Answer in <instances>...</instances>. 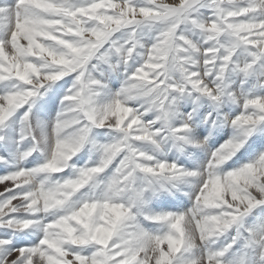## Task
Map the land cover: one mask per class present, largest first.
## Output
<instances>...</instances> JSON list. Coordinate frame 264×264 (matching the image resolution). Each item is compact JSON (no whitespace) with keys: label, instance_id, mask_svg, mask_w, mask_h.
I'll list each match as a JSON object with an SVG mask.
<instances>
[{"label":"snow or ice","instance_id":"snow-or-ice-1","mask_svg":"<svg viewBox=\"0 0 264 264\" xmlns=\"http://www.w3.org/2000/svg\"><path fill=\"white\" fill-rule=\"evenodd\" d=\"M65 77L55 119L34 127L33 103ZM197 123L233 135L196 170L157 157L169 141L204 147ZM255 132L264 0H0V264H264V151L221 171ZM86 145L98 159L70 164ZM193 179L187 209L143 211Z\"/></svg>","mask_w":264,"mask_h":264},{"label":"rangeland","instance_id":"rangeland-1","mask_svg":"<svg viewBox=\"0 0 264 264\" xmlns=\"http://www.w3.org/2000/svg\"><path fill=\"white\" fill-rule=\"evenodd\" d=\"M65 81H67V83H65ZM107 87H109V90L111 92H115L119 87H120V81L118 79L115 80V78H109L107 81ZM71 86V78L70 77H65L63 78L62 80L60 81H57L55 83L52 84V86L46 91L44 92V94L39 97L38 99L35 100V102L33 103L32 105V109H31V113H30V120L33 124V126L35 127L37 124H39L40 126H42L44 129L47 128V126L49 125V123L51 121H53L56 117V113L60 110V107H61V99L63 97V95H65L66 93V90L67 88H69ZM113 88V89H112ZM181 102H184V103H181ZM180 104L178 105V108L181 109L180 107H184V108H187L186 110H190L192 108V105L190 102H186L185 101H181ZM206 103V104H205ZM184 104V105H183ZM189 106H188V105ZM200 104L204 107L200 105L201 107V112L208 109L210 110L209 108V103L206 101V100H201L200 101ZM208 104V107L206 108V105ZM182 105V106H180ZM199 107V108H200ZM227 108H229L228 106H226ZM226 108V109H227ZM225 109V110H226ZM185 110V111H186ZM25 111V109H21L18 111V113L16 114V119H18V117L20 115L23 114V112ZM185 111H181L182 113L185 112ZM201 125V123L198 124V126ZM18 125H14V127H16ZM227 126H225L224 128H226ZM99 129L97 128H94L92 130V135H93V138L94 140L97 142V143H100L102 144V142H108L110 139H111V135L108 134V130L107 129H102V140L100 141L99 140V137L98 136L99 134H97L96 132H98ZM37 131H39V129H37ZM107 131V132H106ZM225 134H223L222 136V141L224 142L225 140L229 139L232 135H233V129L230 128V129H227L225 132ZM258 134H253L252 137H249V141L245 143L244 147H242L237 153L239 154H236L235 155V159L234 160H231L229 159L227 162H232V165L236 168L242 166L243 164H240L241 163V155L243 152L246 151V148H247V153L249 152V149H253V151H257V152H254L255 154H258L259 152L261 151H264V148H261L259 147V143L260 141H257V144L256 145H253L251 148L248 147L249 143H251V141L253 139H256V137H259L261 135H264L260 132H257ZM110 138V139H109ZM109 139V140H108ZM221 139V137H220ZM173 145V144H172ZM142 147H145V148H150V146H142ZM164 147V145H163ZM189 146H184L183 150L187 152V148ZM199 149V148H198ZM202 149V148H200ZM203 150V149H202ZM197 153H199L198 150H196ZM242 152V153H241ZM169 154L172 155V152H170ZM98 153H96L95 151H91L90 150V146L89 145H86L78 154L77 156L73 157V160L70 161L69 163L70 164H75L76 167H81L84 165V163L86 161H89V162H92V161H95L96 159H98ZM165 155V153H164ZM41 156L40 154L37 152V153H33V156L29 157L28 160L24 161L23 162V166L24 167H32L34 164L38 163V162H41ZM238 159H240L239 161H237ZM231 162L229 163V165L231 164ZM107 171H111V167L109 170ZM72 173V169L69 168V169H66V171L64 173H61L59 174L60 176H66V175H71ZM194 180V179H193ZM7 184L9 186H11V182L9 181H5L3 184H0V192L4 191V185ZM187 189V188H186ZM187 190H191V186H189V189ZM192 191V190H191ZM147 223V222H146ZM18 237H25L27 236L29 239L31 240H35L37 239V236L36 235H32L31 233H24V232H21V233H18L17 234ZM223 239L220 238V240L217 241V244L218 242L220 243ZM22 242H26V241H22Z\"/></svg>","mask_w":264,"mask_h":264},{"label":"bare ground","instance_id":"bare-ground-1","mask_svg":"<svg viewBox=\"0 0 264 264\" xmlns=\"http://www.w3.org/2000/svg\"><path fill=\"white\" fill-rule=\"evenodd\" d=\"M115 80H116V79H115ZM107 89L109 90V87H107ZM112 89H113V88H112ZM111 91H112V90H111ZM111 91H110V92H111ZM181 103H184V102H181ZM185 103H186V102H185ZM205 104H206V103H205ZM183 105H184V104H183ZM187 105H188V104H187ZM200 105H201V104H200ZM202 105H203V104H202ZM202 105H201V106H202ZM180 106H182V105H180ZM188 106H189V105H188ZM202 107H203V106H202ZM207 107H208V104L206 105V108H207ZM228 107H229V106H228ZM180 108H181V107H180ZM226 108H227V107H226ZM199 109L201 110V107H200ZM203 109H204V107H203ZM227 109H228V108H227ZM184 110H185V109H183V108H181V109L178 108V111H179V112L184 111ZM181 113H182V112H181ZM198 124H199V123H198ZM102 131H103L102 129H99L98 132H96L97 134H99L98 136H100V137H99V140H100V141L102 140V136H101ZM106 132H107V131H106ZM194 134H195V138H196V139H202L203 136H208V135H209V133H208L206 130H204L203 133H202L201 135L199 134V132H198L197 130H195V131H194ZM255 134H258V133L255 132ZM217 138H218V140H220V137L217 136ZM109 139H110V138H109ZM109 139H108V140H109ZM103 143H106V142L103 141L102 144H103ZM222 143H223V142L221 141V144H222ZM148 147H149V146H148ZM205 147H206V146H204V147H199V149H198V147H195V148H196V150H198L199 152H204V151H206V148H205ZM162 148H163V147H162ZM200 148H202L203 150L200 149ZM244 149H245V147H244ZM246 149H247V148H246ZM241 153H242V152H241ZM236 154H239V153H236ZM236 154H235V155H236ZM240 155H242V154H240ZM157 157H158V155H157ZM158 158H159V157H158ZM38 163H39V162H38ZM109 169H110V168H109ZM186 184H187V185H186V188L189 189V186H191V190H192V187H193V184H194V180H190V181L187 182ZM191 190H190V191H191ZM218 244H219V242H218Z\"/></svg>","mask_w":264,"mask_h":264}]
</instances>
